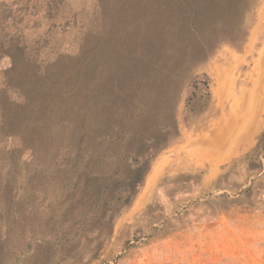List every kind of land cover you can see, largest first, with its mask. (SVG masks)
I'll return each mask as SVG.
<instances>
[{
    "label": "rangeland",
    "instance_id": "obj_1",
    "mask_svg": "<svg viewBox=\"0 0 264 264\" xmlns=\"http://www.w3.org/2000/svg\"><path fill=\"white\" fill-rule=\"evenodd\" d=\"M0 264H264V0H0Z\"/></svg>",
    "mask_w": 264,
    "mask_h": 264
},
{
    "label": "crops",
    "instance_id": "obj_2",
    "mask_svg": "<svg viewBox=\"0 0 264 264\" xmlns=\"http://www.w3.org/2000/svg\"><path fill=\"white\" fill-rule=\"evenodd\" d=\"M260 133V132H259ZM256 135L257 133H253V131H250L249 134L242 136L241 140H247L249 141L248 143L250 144H245L241 147L244 148L247 145L248 146H253L254 142L256 141ZM247 146V147H248ZM236 148L239 149L238 145L236 146ZM185 161V162H184ZM184 161H181L180 159H178V157L175 156L174 161L172 163H170L169 166L167 167H163V173H175L174 177H173V181H174V186L173 187H168L167 189L169 191H171L170 189H173V194L176 196L178 195V193H183L184 195L189 193L190 190L194 189H198L201 187H208V186H214V185H218V175H219V168L221 166V164H223V162L228 161V158L225 159H221V160H217L216 162L214 161V165H212V167H210L209 170H207L206 172H204L202 174V177L200 179L201 182H198V186L196 188H192V186H190L189 183L187 182H183L184 178L181 177V174L187 173V174H195L196 172H198L201 166L200 161H196V160H187L184 159ZM163 164L159 163L158 166V170L157 173L159 172V170L162 168Z\"/></svg>",
    "mask_w": 264,
    "mask_h": 264
},
{
    "label": "bare ground",
    "instance_id": "obj_3",
    "mask_svg": "<svg viewBox=\"0 0 264 264\" xmlns=\"http://www.w3.org/2000/svg\"><path fill=\"white\" fill-rule=\"evenodd\" d=\"M150 180H151V177H150ZM150 180H149V183H150ZM146 197H147V193H146V191H144V192L140 195V197H139V199H138V201H137V202H140V203H137L136 206H140L141 202H144V201L146 200Z\"/></svg>",
    "mask_w": 264,
    "mask_h": 264
},
{
    "label": "trees",
    "instance_id": "obj_4",
    "mask_svg": "<svg viewBox=\"0 0 264 264\" xmlns=\"http://www.w3.org/2000/svg\"><path fill=\"white\" fill-rule=\"evenodd\" d=\"M143 181V176L139 177L138 183L140 184Z\"/></svg>",
    "mask_w": 264,
    "mask_h": 264
}]
</instances>
